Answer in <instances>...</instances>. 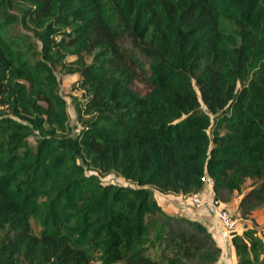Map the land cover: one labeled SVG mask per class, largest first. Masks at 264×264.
Masks as SVG:
<instances>
[{
  "label": "trees",
  "instance_id": "16d2710c",
  "mask_svg": "<svg viewBox=\"0 0 264 264\" xmlns=\"http://www.w3.org/2000/svg\"><path fill=\"white\" fill-rule=\"evenodd\" d=\"M54 66L79 78L75 135ZM207 178L251 222L235 264H264V0H0V264H215L152 196Z\"/></svg>",
  "mask_w": 264,
  "mask_h": 264
},
{
  "label": "crops",
  "instance_id": "0c3cea01",
  "mask_svg": "<svg viewBox=\"0 0 264 264\" xmlns=\"http://www.w3.org/2000/svg\"><path fill=\"white\" fill-rule=\"evenodd\" d=\"M199 193L204 203L200 208H195L189 202V195L161 193L157 190H152L153 198L164 212L170 215L183 216L191 220H196L205 226L215 243L221 249L220 256L215 264H235L236 257L229 242V234L226 230H223L217 220L210 213L209 202L212 200V182L209 178L206 179L204 187ZM238 198L236 199L235 204H233V208L235 207V209L237 207ZM231 203L232 202L230 201L226 207ZM242 229L243 226L237 231V233H241Z\"/></svg>",
  "mask_w": 264,
  "mask_h": 264
},
{
  "label": "rangeland",
  "instance_id": "374dc122",
  "mask_svg": "<svg viewBox=\"0 0 264 264\" xmlns=\"http://www.w3.org/2000/svg\"><path fill=\"white\" fill-rule=\"evenodd\" d=\"M15 10V9H14ZM67 61H65L63 64H68V62H71V58H67ZM54 73L56 75V79L58 82V93L65 99L67 104V113H68V124L70 127V134L75 135L80 126L75 120L74 110H73V99L80 100V92L77 91L74 87L75 84L78 81V75L75 72L72 73H65L64 69H62L60 66H54L53 67ZM32 142V140H30ZM88 173H92V171H87ZM99 180L102 184L111 183L115 185H132L130 182L122 179L120 176L116 175L115 173H108L106 175L100 176ZM249 180H246L244 184L242 185V191L244 192L249 187ZM238 196H235L231 200V204L228 207H224L229 214H233L235 212V207L233 208V204H235L236 199ZM239 199V198H238ZM252 218L255 223V229L258 231V235L261 237V239L264 242V205L255 209V211L252 213ZM30 224L32 226V229L34 232L38 229V220L36 218L30 219ZM251 222L241 219L239 221V224L236 228L237 232L239 229L242 228V226H250ZM224 230V229H223ZM227 232V231H226ZM230 232H228L229 234ZM3 236V233L1 234ZM0 236V237H1Z\"/></svg>",
  "mask_w": 264,
  "mask_h": 264
},
{
  "label": "built area",
  "instance_id": "2783aa9c",
  "mask_svg": "<svg viewBox=\"0 0 264 264\" xmlns=\"http://www.w3.org/2000/svg\"><path fill=\"white\" fill-rule=\"evenodd\" d=\"M189 202L195 208H200L203 205V200L199 192L189 195ZM210 213L217 220L220 226L227 232H235L241 220L237 208L233 214H229L224 206L214 200L209 202Z\"/></svg>",
  "mask_w": 264,
  "mask_h": 264
}]
</instances>
